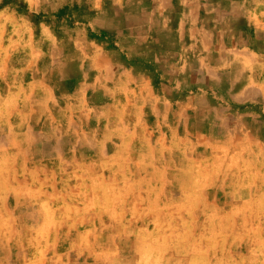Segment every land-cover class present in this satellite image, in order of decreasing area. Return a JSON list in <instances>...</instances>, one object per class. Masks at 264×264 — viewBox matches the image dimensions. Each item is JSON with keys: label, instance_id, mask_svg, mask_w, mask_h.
I'll return each mask as SVG.
<instances>
[{"label": "rangeland", "instance_id": "rangeland-1", "mask_svg": "<svg viewBox=\"0 0 264 264\" xmlns=\"http://www.w3.org/2000/svg\"><path fill=\"white\" fill-rule=\"evenodd\" d=\"M96 1L0 0V264H264V143L118 104Z\"/></svg>", "mask_w": 264, "mask_h": 264}, {"label": "crops", "instance_id": "crops-1", "mask_svg": "<svg viewBox=\"0 0 264 264\" xmlns=\"http://www.w3.org/2000/svg\"><path fill=\"white\" fill-rule=\"evenodd\" d=\"M94 10L86 26L105 41L88 39L83 61L118 104L142 98L180 125L193 111L213 142L264 143V0H97Z\"/></svg>", "mask_w": 264, "mask_h": 264}]
</instances>
